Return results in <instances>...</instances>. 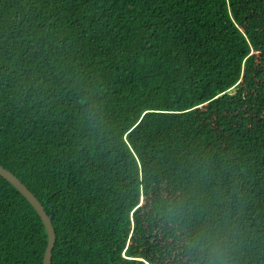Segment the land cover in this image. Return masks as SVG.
<instances>
[{
    "label": "trees",
    "instance_id": "trees-1",
    "mask_svg": "<svg viewBox=\"0 0 264 264\" xmlns=\"http://www.w3.org/2000/svg\"><path fill=\"white\" fill-rule=\"evenodd\" d=\"M0 166L51 264H264V0H0Z\"/></svg>",
    "mask_w": 264,
    "mask_h": 264
},
{
    "label": "water",
    "instance_id": "water-1",
    "mask_svg": "<svg viewBox=\"0 0 264 264\" xmlns=\"http://www.w3.org/2000/svg\"><path fill=\"white\" fill-rule=\"evenodd\" d=\"M0 175L7 179L14 187H16L23 196L29 201L40 216L46 232L47 244L44 250L42 264H51V249L55 240L54 229L51 224V216H48L37 198L20 182V180L10 171L0 166Z\"/></svg>",
    "mask_w": 264,
    "mask_h": 264
}]
</instances>
